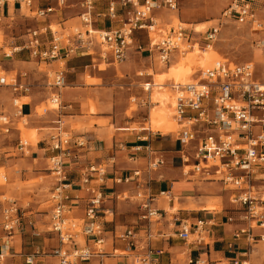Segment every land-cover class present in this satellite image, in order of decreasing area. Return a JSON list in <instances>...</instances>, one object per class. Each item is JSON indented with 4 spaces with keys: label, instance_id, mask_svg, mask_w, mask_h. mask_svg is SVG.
<instances>
[{
    "label": "built area",
    "instance_id": "2783aa9c",
    "mask_svg": "<svg viewBox=\"0 0 264 264\" xmlns=\"http://www.w3.org/2000/svg\"><path fill=\"white\" fill-rule=\"evenodd\" d=\"M35 0H21L22 5L31 9ZM52 1V0H48ZM44 8L33 10L35 18L46 19L57 15L67 6L68 0H54ZM256 0H231L217 27L204 33H196L173 25L169 29L160 23L164 13L179 12V0H78L80 27L55 31L52 25L31 29L23 45L31 57L39 63L50 64L54 61L65 62L74 55L82 53L95 62L108 61L110 65L124 63L133 48L148 52L151 62L170 64L175 53H181L194 40L193 34L201 36L205 44L218 40L222 20L228 19L238 24L258 23ZM1 4V2H0ZM139 35H144L147 43L140 44ZM46 36V37H44ZM48 36V37H47ZM197 45V44H196ZM210 46V45H209ZM207 46V47H209ZM20 47L15 52H20ZM7 55V54H5ZM143 76V73H140ZM0 77V86L8 87L13 93V111L0 113V136H8L16 129L19 121L27 119L23 115L20 100L28 97L32 85L28 74L21 73L14 78ZM151 84H146L145 92ZM50 103L60 111L63 108V90L67 88V71L55 72L51 84ZM175 115L178 125L175 140L179 143L183 175L204 182H218L231 193L230 202L239 212V217H229L230 223H242L234 233L235 240L245 239L247 249L243 260L235 264H250L249 257L258 243L264 244V82L256 76L253 62L234 63L220 61L211 69L203 71L194 83L174 84ZM50 109H44L43 114ZM19 121L17 122V120ZM72 137L64 131L62 124L50 135L49 172L55 178L56 187L50 196L51 219L49 231L54 234L59 246L52 251L58 264H77L89 261L94 256H103L106 243V230L100 216L107 214L104 208L107 200L105 193L108 178L106 165H90L80 176V188L86 194L85 213L75 218L72 211L78 198L69 194L73 182L68 179L66 160L73 159L71 152ZM76 147L85 146L84 141L75 143ZM28 141L18 138V150L24 152ZM141 151V148H137ZM147 165L144 170L137 169L125 175L113 177L116 184H134L138 189H148L149 174L164 163L163 158H154L153 149L147 147ZM164 195V193H161ZM168 197V196H167ZM141 203L143 219L149 224L161 219L162 211L155 208V196L144 191L137 194ZM117 199L129 200L121 194ZM21 208L17 201L0 195V233L4 239L10 238L22 224ZM208 223L199 219L194 225L196 240L201 241ZM193 225L181 223L179 238L190 241ZM136 233L127 231L120 238H128L130 249H136ZM6 245L0 251V264H6ZM140 263L145 262L139 259ZM26 264H34L33 256L26 257ZM195 264H198L196 262Z\"/></svg>",
    "mask_w": 264,
    "mask_h": 264
},
{
    "label": "crops",
    "instance_id": "0c3cea01",
    "mask_svg": "<svg viewBox=\"0 0 264 264\" xmlns=\"http://www.w3.org/2000/svg\"><path fill=\"white\" fill-rule=\"evenodd\" d=\"M0 2V22L3 24L24 16L21 0H0ZM49 4L54 5L55 1L35 0L34 6L27 9L33 13L38 7L44 8ZM24 37L25 43L29 36L27 34ZM6 42L3 45L13 49L16 74L27 73L32 85L29 96L33 103L25 101L23 107V115L27 117L28 126L40 132L44 129H50L52 132L62 124L64 131L73 139L71 142L73 159L66 160L68 179L74 185L69 194L72 198L79 197L74 201L77 205L72 211L73 217L81 218L85 213L86 194L79 187L82 170L90 165L108 167L110 180L105 186L107 200L104 208L110 212L100 216V222L106 230V243L103 246L106 255L94 256L89 261L77 264H195L196 262L235 264V261L244 259L242 255L247 249L246 240L237 241L234 238L235 231L242 223H230L228 220L231 216L238 218L240 214L230 202L231 193L218 182H204L194 177H184L179 143L175 139H166L164 135L167 134L153 132L169 134L175 132L174 121H159V119L166 121L167 111L157 112L153 119H150V129L118 127L112 131L110 126H100L98 123H110V121L112 123L111 98L99 88V84L85 82L87 69L95 68L97 64L90 57L78 53L70 60L61 62L67 69V89L62 97L63 108L55 111L54 114L47 112L38 115L36 107L42 103L41 97L47 94L45 90L51 87L47 79L48 72L60 70V62L39 63L31 57L28 50L23 48L24 43L18 45L16 42ZM17 47L22 50L15 52ZM74 59L80 60L79 67L72 64ZM89 61L93 64L90 65ZM44 65L47 67L46 71L41 69ZM82 67L85 68L84 72L81 70ZM69 72L76 74L69 76ZM90 78L97 81L100 77L93 74ZM101 100L103 102H100ZM92 101L98 105L96 112L88 111ZM92 122L94 124H91ZM74 124L80 125V128L73 129ZM51 132L44 133L35 146L28 142L24 152L18 150V139L13 144L9 141L0 144V169H5L9 173V177L6 176L5 180L9 181L11 178L8 186L0 187V195L10 192L16 197L17 200H14L21 208L23 216L20 230L8 239H0V251L4 245L7 247L6 264H26V257L29 256H33L34 264H58L57 258L52 255L53 249L59 246L57 237L50 231L42 232L39 229L44 217V214L39 212V204L42 202L39 191L43 189L42 185L25 188L17 186L16 183L19 179L21 183H26L36 179L52 178L49 172V157L54 155L49 151ZM79 140L84 141V147H76L75 143ZM148 146L154 151V160L162 157L164 161L149 174L148 189H138L134 184L115 185L111 180L113 177L146 168ZM137 148H141V151H137ZM47 183L49 185H44L43 190L50 187L51 195L57 184ZM140 191L157 198L153 206L162 211L159 221L149 224L143 219L144 212L140 201L136 198ZM126 193L129 200L117 199L119 195ZM215 201L220 205V209L212 206ZM199 219L208 223L205 227L206 232L201 237L202 240L197 241L196 238L188 242L181 240L179 238L181 223L188 222L193 225L191 237H195L194 225ZM129 230L136 233V249H130V239L120 238ZM1 236H3L2 232ZM32 238L33 253L31 254L27 252L25 243L27 239ZM50 241L53 243L47 249L46 242ZM139 259H144L145 262L140 263ZM249 262L264 264L263 243L254 246Z\"/></svg>",
    "mask_w": 264,
    "mask_h": 264
},
{
    "label": "rangeland",
    "instance_id": "374dc122",
    "mask_svg": "<svg viewBox=\"0 0 264 264\" xmlns=\"http://www.w3.org/2000/svg\"><path fill=\"white\" fill-rule=\"evenodd\" d=\"M179 1V12L175 14L164 13L161 15L160 23L167 29L179 24H183V27L191 31L196 26L200 29L205 28L201 33H204L210 28L217 27L223 17L225 9L231 3V0ZM53 6H56V3ZM255 8L257 10L258 23L238 24L234 21L224 19L222 20L223 25L220 35L215 43L205 44L202 42L201 36L193 34L194 40L191 45L186 46L181 53H175L171 63L167 65L161 64L158 61L152 63L149 59L148 52H139L136 48H133L127 60L119 65H108L106 63L108 61L104 62L103 60L95 61L97 66L87 69L85 82L87 81V84L97 83L99 84V88L107 93L111 98V114L113 116L112 123L110 121V123L103 122L98 124L100 126H110L112 131H115L118 127H131L132 129L145 127L150 129V119L152 120L157 112L164 113L166 111H171L172 116H169L168 121L162 119H159V121H174L176 123L174 120L175 101L173 85L183 84L185 81L193 82L197 80L203 71L211 69L215 63L220 61L228 60L234 63L253 62L255 64L257 78L259 81L264 82V0H256ZM28 9L23 5V17L14 19L11 23L6 22L3 24V22H0V77H8L10 79L9 82L17 75V68H14L15 65L13 64V49L7 45H3L6 41L9 43L16 42L18 45L23 44L25 41L24 36L31 29L43 28L49 24L52 25L55 31L59 32H62L63 28L80 27L78 0H68L67 6L59 10L57 15H50L46 19L35 18V14L31 13ZM66 33L70 34L71 29H68ZM139 36L140 44H146L147 40L145 36ZM196 44L197 47H194ZM209 45L212 47L208 48L207 46ZM195 48L206 53V56H203V53H194L193 50ZM79 61V59H74L72 64L79 67ZM89 64L92 65L93 63L89 61ZM59 67H61L60 69H66L61 63H59ZM41 69L46 71L47 67L44 65ZM10 70L13 71L10 72ZM81 70L84 72L85 68L82 67ZM140 73H143V76H140ZM48 74L47 79L51 85L55 72L49 71ZM75 74V72H69L68 75L73 76ZM93 74H97L100 77L99 80L96 81L90 78ZM146 84H151L148 92L144 90ZM66 89L63 90V96ZM45 91L47 94L41 97L42 99L40 100L42 103L36 107L38 115H43V111L46 108L50 109L49 113L51 114L57 111L55 110L57 107L52 105L49 100L52 94L51 87H48V90ZM12 100L13 94L11 90L8 87L0 86V113L10 114L12 112ZM25 101L33 103L30 96L20 100L21 103ZM97 102H99V99ZM100 102L103 101L101 100ZM96 105L97 103L92 101L88 111L96 112V107L98 106ZM91 124H94V122ZM72 128H80V125L74 124ZM177 129L178 125L176 124ZM49 132H51L50 129H44L42 132L33 129L28 126L27 119H23L19 121L12 134L0 136V144L7 141L13 144L21 136L23 140L35 146L42 138V135ZM153 132L156 134H167L164 136L169 140L176 138L175 132L170 134L157 131ZM6 176L9 177L7 170L0 169V187L9 185L11 178L7 181L5 180ZM51 177L31 180L26 183H21L19 179L16 183L17 186H24L25 188H29L32 185H42L44 189V185H49L47 182H56L55 178L53 176ZM46 188L45 190L40 189L39 191V198L42 200L39 204V212L44 214L43 221L39 225V229L42 232H48L50 229L51 203L48 199H50L51 195L50 187ZM5 195L17 200L10 192H7ZM27 201L31 200L27 199ZM212 206L215 209H220V205H217L216 201L213 202ZM196 237H191L190 239ZM51 243L53 242H46L47 249L51 247ZM25 247L27 252L33 253V238L27 239Z\"/></svg>",
    "mask_w": 264,
    "mask_h": 264
},
{
    "label": "bare ground",
    "instance_id": "6f19581e",
    "mask_svg": "<svg viewBox=\"0 0 264 264\" xmlns=\"http://www.w3.org/2000/svg\"><path fill=\"white\" fill-rule=\"evenodd\" d=\"M193 30L196 32V33H201L202 31H204L205 30V28H202V29H200L199 27H194L193 28ZM194 47H197V45H195ZM212 46H209L208 48H211ZM188 48V47H187ZM193 52L194 53H198V54H201V53H203V56H206V53H204V52H201L199 49H197V48H195V50H193ZM191 54H193V53H191ZM195 81H193V82H188V81H185L183 84H181V85H188V84H192V83H194ZM20 103V105H22V104H25V102H19ZM154 111V110H153ZM169 116H172L171 115V111H169L168 113H167V116H166V118H165V120L166 121H168V119L170 118Z\"/></svg>",
    "mask_w": 264,
    "mask_h": 264
}]
</instances>
